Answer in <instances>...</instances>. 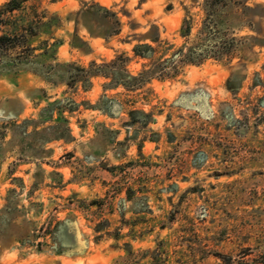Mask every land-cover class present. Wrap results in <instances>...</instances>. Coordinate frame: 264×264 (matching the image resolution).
Instances as JSON below:
<instances>
[{"label":"rangeland","instance_id":"rangeland-1","mask_svg":"<svg viewBox=\"0 0 264 264\" xmlns=\"http://www.w3.org/2000/svg\"><path fill=\"white\" fill-rule=\"evenodd\" d=\"M0 35V264H264V0H0Z\"/></svg>","mask_w":264,"mask_h":264},{"label":"trees","instance_id":"trees-1","mask_svg":"<svg viewBox=\"0 0 264 264\" xmlns=\"http://www.w3.org/2000/svg\"><path fill=\"white\" fill-rule=\"evenodd\" d=\"M8 7L9 9L11 10H14L16 9V6H15V1H10L8 3ZM187 29H186V28ZM183 28H184V32H183V35H188L189 34V31H190V26L187 22V20L184 21V24H183ZM12 38L8 35H0V48H6L10 45V42H11ZM145 48H149V49H152L151 46H144ZM139 47L136 48V50L138 49Z\"/></svg>","mask_w":264,"mask_h":264}]
</instances>
